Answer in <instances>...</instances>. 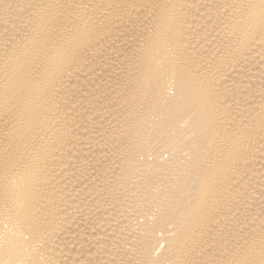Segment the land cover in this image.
Segmentation results:
<instances>
[{
  "label": "bare ground",
  "instance_id": "bare-ground-1",
  "mask_svg": "<svg viewBox=\"0 0 264 264\" xmlns=\"http://www.w3.org/2000/svg\"><path fill=\"white\" fill-rule=\"evenodd\" d=\"M0 264H264V0H0Z\"/></svg>",
  "mask_w": 264,
  "mask_h": 264
}]
</instances>
